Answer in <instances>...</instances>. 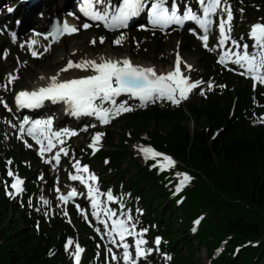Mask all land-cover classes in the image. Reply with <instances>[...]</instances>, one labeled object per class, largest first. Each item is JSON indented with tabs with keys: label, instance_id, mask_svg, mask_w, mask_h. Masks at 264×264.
Here are the masks:
<instances>
[{
	"label": "trees",
	"instance_id": "16d2710c",
	"mask_svg": "<svg viewBox=\"0 0 264 264\" xmlns=\"http://www.w3.org/2000/svg\"><path fill=\"white\" fill-rule=\"evenodd\" d=\"M229 2L244 23H264V0ZM182 37L184 52L196 59L201 71L193 77L211 82L212 89L205 88L204 95L194 92L176 108L150 106L119 118L122 134L116 138L105 130L103 149L94 156L107 174L101 184L112 185L114 197L133 208L136 226L147 229L148 244L160 237V251L171 257L169 264H197L194 253L199 247L206 264H264V123L258 122L264 117V88L253 90L247 80L233 78L214 55ZM186 117L190 130L183 123ZM135 141L152 145L178 165L161 170L153 167L154 161L141 164L128 150ZM26 158L33 160L20 147L13 151L0 145V264H69L64 244L69 238L84 239L75 240V231L65 225L58 231L57 222L52 230L38 227L43 216L28 202L47 181L38 180L35 168L21 164ZM8 160L25 180L23 193L14 199L4 187L11 182L5 171ZM103 160L107 163L102 165ZM125 162L129 166L123 169ZM178 173L191 177L179 192L176 185L183 177ZM191 228L195 231L190 235ZM87 246L90 257L96 247Z\"/></svg>",
	"mask_w": 264,
	"mask_h": 264
},
{
	"label": "rangeland",
	"instance_id": "374dc122",
	"mask_svg": "<svg viewBox=\"0 0 264 264\" xmlns=\"http://www.w3.org/2000/svg\"><path fill=\"white\" fill-rule=\"evenodd\" d=\"M227 3L229 5V0H227ZM58 5L60 7V4ZM55 11L59 12L57 13L58 16H56L55 18L60 19L63 16L62 13H60V9H54L53 12L55 13ZM2 12L4 13V11ZM232 14L233 20L231 21V37L241 44H249L251 51V45L253 44V41L249 38V32L253 24L260 22L256 20V22H252L253 24L250 23L251 25H249L248 23H244L243 21H241L234 10H232ZM17 18L19 17L17 16ZM72 20H75V18H72ZM212 20L213 28H216L218 26L219 17L213 16ZM15 21H18V19L14 20L9 28H13ZM77 28H79V31L77 33L68 38L64 37L53 46H51L47 52H44V48L49 44L47 45V43L45 42H40L41 46L39 50H37V53H42V55H40L39 58H33L31 53L27 50L26 44L28 37L25 36V39L18 40L13 43L8 35L6 36L1 34L0 29V57H3L5 52L7 53L6 58H0V84L6 82L5 77L9 73H13L14 75L18 74L19 76V79L15 80L14 83L10 86L9 91H4L2 88H0V99L6 102L11 108V103L13 101L15 92L19 90H29L30 86L36 81L40 80L41 77L54 76L57 73H60V77L62 79L81 78L87 75H91V70L82 71L76 68L69 69L67 72H61L60 70L66 67L68 61L70 60L74 63H78L82 60L87 59H95L99 61V58L101 56L105 57L106 59H110L111 57H113L114 60H122L123 57L127 56L135 64L139 63L152 65L157 70L161 71L159 73L156 70L158 74H166L164 72L165 70H174L176 56L177 54H179L182 60L181 71L184 73V75L190 78V82L198 81L197 78L193 77L192 73L196 71L197 74H200L201 71L198 68L196 59L185 53L182 48V32L179 33L177 31H169L166 33H162L161 31L156 30H144L140 32L139 28L123 32H111V35H107L104 34L102 32L103 29L97 25H93L87 30H81L79 26H77ZM29 33L30 32H28V35ZM121 34L124 35L122 44L115 45L113 41L116 40ZM218 36L219 35H217L216 33H213V36L210 38L209 47L213 49L212 51L207 50L203 46V43L198 44L191 38L192 45L215 55L217 57V60H219V57L221 55H224L225 52L232 50V45L229 42L224 48H221L220 46L218 47V41H216V39H218ZM101 37L104 39L103 44L99 42ZM242 37L243 39H241ZM94 39L96 40L95 45L92 44V41ZM22 44L24 45V48L20 47V45ZM231 57L232 56L226 57V61H230ZM18 60L19 63H17ZM185 64L191 65L192 70L188 71L184 67ZM223 67L233 78L240 76L242 77V79L250 81L251 85H253V81L248 78V75H240V72L238 70L228 69L226 65H223ZM230 83L232 85H235V80L233 79ZM207 84L208 83H201V85L197 89H194L192 93L189 94V98L187 100H183L180 105H185L187 102H189L190 97L194 92L200 93L205 88L208 89ZM257 86L264 88V86L259 84ZM125 100L128 101V105L133 108V111L117 115L107 125L101 124L100 121H98L93 116H90L91 120H89L84 115H82V117L62 116L59 112V109L57 110V108H54L55 110H49V112H51L55 117L53 120L54 123H58L60 125V128L63 130H67L68 132H75L76 135H66V137L63 138V143L59 142L58 144H56L52 152L49 155L44 156L43 159L39 155V148L32 145L29 139L19 132L20 122L18 121H23L25 118L16 116L13 113V110L8 111L3 107L2 104H0V107L2 106L4 108V111L2 110L4 114H2V117H0V145L6 149L9 148L13 151L15 149H19L20 147L24 150V152H27L28 155H32L33 160L31 158H26L25 160H20L22 162L21 164L26 165L27 167L31 166L35 168V170L39 172L38 176L40 180L43 182L47 181V187L41 189L40 194H38L35 199H32L28 202L30 208L34 213L43 216L42 220L39 222L38 227L45 231L49 226V229L52 230L54 223L57 222L59 224L58 231L63 232L65 225L75 231V240L77 238L84 239L85 244L84 242L82 243L79 240H73L74 244L79 243V245L83 249H87V245L93 244L96 247V251L93 255H90V257L89 254H87L86 256L83 255L82 264H123L122 262H119L120 259L116 261H113L111 259V254L108 252V248H111L113 253H115L118 257H122V253L119 252L120 248H118L116 244L110 242V240L113 239L117 240V237L110 239L108 237V232L111 233V231L109 230V228L106 230L104 224L99 223V221L103 220L110 226L114 220H127V216L129 215L133 217V208L129 205L126 206L124 199L122 200L120 198H116V202L113 203L108 201L107 198L105 199L104 197V195L109 191H111L114 196L115 190L112 185L105 188L103 183L101 184V181H107L108 178L106 177L107 174H103V171L100 169V167H98L95 159L93 158V149L89 147V144H91L92 142L93 136L97 132H103V130L106 129L107 131H113L116 134V138H118V135L122 134L123 132V122H119V118L123 117L124 115L131 114L139 110L148 109L150 108V106H157V108L161 109H164V107L167 105L172 106L173 108L177 107L167 100L148 103L146 106L141 107L140 101L136 98H129L128 95H121L120 97H117V103L123 102ZM105 107H110V105L106 104ZM184 121L185 122L183 123L185 127L190 130V120L186 117V120ZM91 125H95V127H91ZM141 137H145V133H142ZM28 145H31V147H29ZM142 146L153 147L150 144H146L141 141H135L131 146H128V150L132 155L136 157L137 160H139L141 164H144L145 158L143 154L138 150ZM98 147L100 148V143ZM60 148H66L68 150V155L65 156L63 153H60V163L59 165H55L52 163L51 156L59 152ZM155 150L158 151L157 149ZM45 160H50L51 163H45ZM76 161H79V163L81 164H87V166L89 167V171H91V174H94L97 177V180L92 184L93 190H98V195L101 194L104 198V202L106 201L107 207L104 210L106 211L107 209H111L116 212V216L111 218H109V216L103 217L101 215V212L99 213L97 211L90 210V202L86 201L85 192L76 189L68 182V177L72 173L73 165L76 163ZM155 161L158 165H166V161H163L162 157ZM104 163L105 160L102 161V165ZM127 166H129V162H125L122 168L124 169ZM9 168H11L16 176L22 179L25 183L24 178L18 175L11 165H8L6 163L5 171H8ZM43 177L45 179H43ZM127 178L128 177L125 176L124 180H126ZM181 179L182 178L179 179V183ZM22 187L24 188V186ZM57 189H59V191H57ZM73 189L76 190L77 195L72 200L64 203L58 199V196L67 195L68 192L72 191ZM5 190L6 195H8V192H13V194H15L14 190L11 188L10 190ZM43 200H48L49 204L45 205L43 203ZM77 205L80 206V210L77 209ZM65 209L68 212L67 216L64 215ZM134 212H136L134 213V216H138V210ZM46 213L47 215H45ZM94 213L96 215H94ZM85 216H87V220H85ZM136 223L137 220L135 217H133L132 224L135 225V230L132 236L126 238L127 241L131 242L129 250L133 254V256L135 255L134 240L141 238L137 235V233H140L143 230L141 228H138L136 226ZM97 224H99V226ZM95 225H97V227ZM97 228L101 230L99 234L95 231V229ZM193 229L194 228L189 229L188 234L191 235ZM146 237L147 236L145 233L143 239L147 240ZM98 242L101 243L99 247L97 246ZM74 244L73 246H71L70 250H74ZM148 245L145 244L143 245V247L145 249H153L152 254L147 256L146 259H141L139 261V264H166L169 262V260H166L164 258L168 255L162 254L160 252V247L159 251H156L157 247L153 245V242L151 246ZM63 252L67 254L69 258V253L65 251ZM204 252V249L202 247H199L198 250L194 253V258H197V264H206ZM84 253L85 251L83 252V254Z\"/></svg>",
	"mask_w": 264,
	"mask_h": 264
},
{
	"label": "snow or ice",
	"instance_id": "6c2138e0",
	"mask_svg": "<svg viewBox=\"0 0 264 264\" xmlns=\"http://www.w3.org/2000/svg\"><path fill=\"white\" fill-rule=\"evenodd\" d=\"M197 3L202 10L203 18H201L191 6H187L186 4L184 5V11L181 15L179 0H171L170 6L169 0H119L118 3H114L113 0H81L79 12L88 20L99 22L109 30L127 28L131 20L139 17L142 13H145V11L147 12L148 23L153 29L162 30L170 25L183 26L185 21H193L203 30L204 34L199 38L202 40L203 46L209 51L213 50L209 47V33L213 25L212 17L218 16V44L221 48H224L230 42L232 50L221 55L217 62L221 65H225L226 57L233 56L234 59L231 60V63L243 69V71L239 73L240 75L247 74L248 78L253 81V90L256 89L258 84L264 86V23H256L251 26L249 38L253 41V44L251 45L252 50L250 51L249 44H241L231 37V21L233 20V14L227 0H197ZM8 11L11 12L13 9L9 8ZM224 14H226V16ZM67 15L73 16L76 19L80 18L71 12L67 13ZM92 26L93 25L89 23H83L81 25L84 30ZM78 31L79 28L69 25L65 20L55 25L48 34L34 33V35H43L45 40H48L49 36H51L54 42H58L60 37L72 35ZM241 39H243V37ZM123 40L124 35L121 34L113 43L115 45H121ZM12 42H16L15 33H12ZM99 42L103 44L104 39L101 37ZM36 43V40H32L28 43V49L33 58H39L40 55H42V53H37L32 50L33 45ZM92 44H96L95 39L92 41ZM20 47L24 48V45L22 44ZM49 47L50 46H46L44 52H47ZM6 56L7 53L5 52L3 57L0 58H6ZM17 63H19V60ZM181 64V57L177 54L174 70L167 74L158 75L155 69L134 65L130 59L113 60L101 56L99 61L87 59L74 63L70 60L66 67L60 70L61 72H67L69 69L76 68L82 71L91 70L92 74L81 78L65 79L61 81L59 79L60 73H57L49 78L50 82L47 86H42L32 91H20L17 93L14 98L15 104L19 110L24 108H39L45 101H51L52 103L63 102L71 109L72 115L95 116L101 124L107 125L117 115L133 111V108L128 105L127 100L117 103V97H120L122 94H127L129 98L138 99L141 107L160 100H167L173 105L179 106L183 100H187L189 94L192 93L194 89H197L203 82H190V78L181 71ZM184 67L188 71L192 70L191 65L185 64ZM17 79H19L18 74L14 75L13 73H9L5 77L6 82L0 84V88L4 91H9L10 86ZM41 79H44V77H41ZM212 87V83L209 82L207 84L208 90H211ZM200 94L204 95V92L201 91ZM0 104L8 111H12L9 105L2 99H0ZM106 104L110 105V107H105ZM258 122L264 123V117H260ZM28 124L29 120L25 118L19 125V132L21 134L27 132L28 136L35 139L36 144L40 145L39 155L42 159L45 152H50L56 146L53 143V138L63 143L61 139L62 135H76L75 132H68L67 130H65L63 134L59 131L50 132L51 121L43 123L35 121L32 122L31 127L25 129V125ZM91 127H95V125H91ZM37 130H40V136L43 137V139L36 137L35 133ZM48 133H50V135ZM103 136V132H97L93 136L92 142L89 144V147L93 149V154L99 151L98 145ZM44 140H47L46 146ZM28 146L31 147V145ZM138 150L143 154L146 161L149 159L156 160V158L162 157L163 161H166V165L160 164L159 167L161 170H165L166 167H175V161L171 157L164 156L151 147H141ZM60 153L67 156L68 150L66 148H60L59 152L53 157L57 165L60 163ZM44 162L51 163L50 160H45ZM105 162L107 163V161ZM6 163L11 165L12 161L8 160ZM156 166L157 165H153V167ZM73 167H75L77 171L84 173H88L89 171L86 165L81 168L79 161H76ZM178 175L183 178L177 186V192L181 191L187 183L191 181V177L187 174L178 173ZM7 176L12 178V183L10 185L5 184V188L7 189L10 187L14 190L15 194H13V192L7 193L14 199L16 196L23 193L24 188L22 186L24 181L18 178L11 168L8 169ZM70 179L79 180L81 183H84V179L79 175L70 174ZM88 179L95 182L97 177L94 174H90ZM87 187L89 193L92 194L93 189L91 186L87 185ZM57 191H59V189H57ZM76 195V190L73 189L68 192L67 195L58 196V199L67 203ZM106 195L108 201L113 203L116 202V198L111 191ZM89 198L92 200V208H97L99 204L95 198V194L90 195ZM43 203L47 205L49 201L43 200ZM77 209L80 210L79 205H77ZM45 215H47V213ZM64 215H68L66 209ZM94 215L96 214L94 213ZM105 215L111 218L116 216V212L107 209ZM84 218L87 220V216ZM132 220L133 217L129 215L127 216V220H114L111 224V232L119 237L120 242L118 243L114 239L110 240V242L116 244L118 248H123L122 257H118L113 253L111 248H108V252L111 254V259L113 261L122 259L123 264H139L141 259H146L147 256L152 254L153 249H145L143 247V245L148 243L147 240L143 239L147 229L137 233L141 238L134 241L135 255L133 256L129 251L130 244L125 241L127 237L133 235L135 230V225L132 224ZM199 222V220L195 221L196 224H199ZM99 223L104 224L106 230L109 228V225L105 221L100 220ZM95 231L99 234L101 230L97 228ZM193 231H195V229H193ZM154 243L157 246L156 251H159V245L161 244L160 238H156ZM73 244L74 241L69 238L64 245V250L68 252L73 259V264H80L81 254L85 250L79 243H75L74 250H70ZM49 254L53 255L54 253L50 252ZM164 258L166 260L171 259L170 256H165Z\"/></svg>",
	"mask_w": 264,
	"mask_h": 264
},
{
	"label": "bare ground",
	"instance_id": "6f19581e",
	"mask_svg": "<svg viewBox=\"0 0 264 264\" xmlns=\"http://www.w3.org/2000/svg\"><path fill=\"white\" fill-rule=\"evenodd\" d=\"M76 1L77 0H37L35 3L26 6V7L29 8V12H25V14H24V13H22L23 9H21V4L15 2V0H0V26H1L0 29H1V32H2L3 35L8 34L9 32H13V33H15L16 37L18 39H21V40L25 39V36L28 37L27 44H26L27 45L26 48H27L28 51H29L28 43L31 42L32 40H36L37 41V43L34 44L33 47H32L33 51L37 52V50H39V48L41 46L40 42H45V43H47V45L49 44L48 46L51 47L57 42L53 41L51 43L50 40H48V41L43 40L41 38V35L40 36H35L34 33L35 32L38 33L44 27H47L48 25L54 23L55 17L58 16L57 13H59V12H56V11L54 13L53 12L54 9L55 10L56 9H60V13H62V15H63L62 18L63 19H67L68 16L66 15V13L69 12V10L67 8H68L69 4H71V5L75 4ZM116 1L117 0H115L113 2L115 3ZM58 4H60V7H59ZM75 5L77 6V4H75ZM9 7L11 9H13L11 15H10V12L8 11ZM2 11H4V13ZM17 16L19 18H17ZM16 19H18V21L14 22L13 28H9L10 25L12 24V22L14 20H16ZM42 21H43V23H42ZM62 22L63 21H60L59 23H62ZM15 23L19 25V29H15ZM69 25H71V24L69 23ZM21 31H22V33H21ZM28 32H30L29 35H28ZM218 40H219V37H218ZM218 47H219V44H218ZM110 59H113V57H111ZM123 59H130V58L126 56V57H123ZM133 64L134 65H138V66H142V67H145V68L151 67V68L155 69V71L157 70L152 65L139 64V63H137V64L133 63ZM72 69H74V68H72ZM157 71L159 73L161 72L159 70H157ZM170 71L171 70H165L164 72L167 74ZM50 77L51 76L44 77V79H40V80L36 81L34 84H32L30 86L29 91L34 90V89H38L39 87H42V86H47V84L50 82L49 81ZM59 79L61 81L65 80V79H62L60 76H59ZM58 103L59 104L62 103V106H60L58 108V109H60V108L63 109V112L60 111V114L62 116L82 117V115H80V116L72 115L71 114V109H69L68 106L66 104H64L63 102H58ZM48 112L47 111H45V112H37V113L33 114L32 118L29 120V124L25 125V129L31 127L32 122H35V121H40L42 123L46 122V121H52L51 119H53L52 118L53 114L51 112L50 113H48ZM42 115H44V117H45L44 120H43V118L39 119ZM93 117H95V116H93ZM37 134H40V130H37L35 135H37ZM22 135H25L26 137H31V136L27 135V132H25ZM46 153L47 152H45V154Z\"/></svg>",
	"mask_w": 264,
	"mask_h": 264
}]
</instances>
